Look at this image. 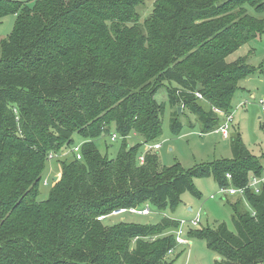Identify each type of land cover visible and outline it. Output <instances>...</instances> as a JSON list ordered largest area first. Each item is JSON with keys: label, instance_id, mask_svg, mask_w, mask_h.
Returning a JSON list of instances; mask_svg holds the SVG:
<instances>
[{"label": "trees", "instance_id": "1", "mask_svg": "<svg viewBox=\"0 0 264 264\" xmlns=\"http://www.w3.org/2000/svg\"><path fill=\"white\" fill-rule=\"evenodd\" d=\"M30 1L0 0V19L16 16L0 39V264H167L177 218H104L145 203L174 208L184 192L199 196L193 178L236 187L263 176L239 132L229 137L232 157L190 169L164 165L142 145L162 133L167 105L173 135L184 127L178 107L195 116L200 133L219 128L212 107L230 114L239 82L261 71L246 55L227 57L264 33V17L254 14L264 0ZM147 1L152 10L139 23ZM162 86L167 103L155 97ZM112 131L123 139L134 132L142 143H123L109 158L94 141ZM74 135L81 159L61 161L60 179L39 199L48 154ZM261 185L245 191L251 212L241 196L230 204L233 230L225 222L190 230L217 253L216 264L264 263Z\"/></svg>", "mask_w": 264, "mask_h": 264}, {"label": "rangeland", "instance_id": "2", "mask_svg": "<svg viewBox=\"0 0 264 264\" xmlns=\"http://www.w3.org/2000/svg\"><path fill=\"white\" fill-rule=\"evenodd\" d=\"M33 2L30 1L29 5ZM151 1H147L137 9L138 21L144 22V19L151 12ZM253 12V11H252ZM254 13V12H253ZM257 17H264L262 13H254ZM16 16L8 14L0 19V39L6 37L15 26ZM246 55V62L251 65H261V71H255L239 82L240 86L246 88V92H237L231 103L232 121L229 124L228 136L223 137L221 133L216 131L200 133L199 127L195 124V116L185 109H180L182 116L181 122L183 129L180 134H172L169 127L170 107L165 106L162 118V133L154 142H160V148L156 149V153L164 165L171 166L178 162L184 169L205 164L223 157H232L229 137L239 132L240 138L247 147L250 154L259 157L264 170V113L257 103L258 98L264 99V33L261 37L254 38L239 47L232 54L228 55L227 60L232 61L235 57ZM1 56V55H0ZM254 94L252 97L250 94ZM158 102L168 101V96L164 86L160 87L156 94ZM192 125V126H189ZM114 132V131H112ZM74 144H79L80 138L73 136ZM152 142V143H154ZM127 143L130 145L142 143V138L134 132H130L124 139L118 136L113 141L110 140V134H102L94 141L99 151L109 158L116 155L119 148ZM142 145V150H143ZM65 154L52 158H47L45 167L42 171V180L39 184V199H46L49 190L60 179V162L72 158L71 151L67 148ZM59 173L58 179L54 181V175ZM264 183V179L262 181ZM193 185L199 192V196H193L189 192L181 194L179 204L176 207L156 208L154 205L145 203L150 208V213L145 215L139 214H115L108 215L104 218L105 224H114L115 222L124 220L133 221L141 224H156L161 221L162 217L190 218L196 212L199 213L200 222L198 225L184 226V243H176L172 248V252L166 255L167 264H216L219 258L211 248L206 245L205 240L190 236V230L213 227L216 223L225 222L227 227L233 230V222L231 217V206L233 197L229 195L216 182L212 175L202 178H193ZM243 205L249 212L252 206L247 198L243 195L241 198ZM192 205V212L187 213L185 207ZM143 205V206H145ZM264 264V263H255Z\"/></svg>", "mask_w": 264, "mask_h": 264}, {"label": "built area", "instance_id": "3", "mask_svg": "<svg viewBox=\"0 0 264 264\" xmlns=\"http://www.w3.org/2000/svg\"><path fill=\"white\" fill-rule=\"evenodd\" d=\"M199 99H202V95H200V93L195 92L194 93ZM252 97H254L252 95ZM257 103L259 104L260 108L262 109V113H264V99L263 98H258ZM212 110H214L218 115H220L222 117V122L219 124V128L218 131L222 134L223 137H227L228 136V128H229V124L232 121V113L228 114L225 113L223 110L218 109L216 107H212ZM118 137L117 133L112 132V134L110 135V140L113 141L114 139H116ZM160 146V142H154V143H146L145 144V149L144 150H156L158 149ZM67 149H69L71 151L72 157L79 160L81 159V143L79 144H71L70 146L67 147ZM65 152H67L66 150H60L59 152H50L47 156V158H52V157H56V156H61L63 154H65ZM139 161L142 163L144 161V154L141 153L140 155H138ZM227 178L228 180H230L231 175L227 174ZM264 179V176L261 177H257V176H252L251 180L249 181L247 186H226V187H222L221 188L228 193L229 195H244L246 189L249 188H253L255 193H259L261 190V184L262 181ZM122 213H132V214H139V215H145V214H149L150 213V208L148 205H145L143 207H139V206H130V207H126V208H120V209H116L115 211H113L112 213H110L109 215H115V214H122ZM108 216V215H107ZM103 217H105V215H100V217H97L98 220L102 219ZM179 224L176 227V229L173 231V234H175V243H184L185 239L184 238V226L186 225H198V223L200 222V218H199V213L196 212L195 214H193L190 218H180L177 219ZM172 250L169 251V253H171Z\"/></svg>", "mask_w": 264, "mask_h": 264}, {"label": "crops", "instance_id": "4", "mask_svg": "<svg viewBox=\"0 0 264 264\" xmlns=\"http://www.w3.org/2000/svg\"><path fill=\"white\" fill-rule=\"evenodd\" d=\"M247 90H246V88L244 87V86H240V89H239V92H242V93H244V92H246ZM251 95H253L254 96V94H252V93H250ZM255 97V96H254ZM214 131H216L217 133H220L219 131H218V129L217 130H214ZM79 143H81V139H80V141H79ZM160 148V147H159ZM158 148V149H159ZM223 158H227V157H223ZM228 158H230V157H228ZM60 172V171H59ZM59 173H56L55 175H58ZM263 176H264V173H263ZM229 185H231V186H233L231 183L229 184ZM243 197V195H237V197H233V199H232V201H235V200H237V198L238 197ZM185 211L187 212V213H191L192 212V205H190V204H188L186 207H185ZM193 213V212H192Z\"/></svg>", "mask_w": 264, "mask_h": 264}, {"label": "water", "instance_id": "5", "mask_svg": "<svg viewBox=\"0 0 264 264\" xmlns=\"http://www.w3.org/2000/svg\"><path fill=\"white\" fill-rule=\"evenodd\" d=\"M180 109H181V107H178L177 110H178L179 112H181ZM53 179H54V181H56V180L58 179V176H57V175H54V178H53Z\"/></svg>", "mask_w": 264, "mask_h": 264}]
</instances>
